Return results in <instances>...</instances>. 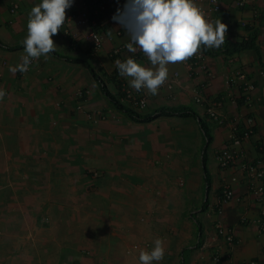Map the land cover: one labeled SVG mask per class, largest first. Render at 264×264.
Instances as JSON below:
<instances>
[{
	"label": "crops",
	"instance_id": "1",
	"mask_svg": "<svg viewBox=\"0 0 264 264\" xmlns=\"http://www.w3.org/2000/svg\"><path fill=\"white\" fill-rule=\"evenodd\" d=\"M40 2L0 0V41L5 47H24L28 13ZM124 2L115 0L99 19L103 43L93 56L86 41L91 23L79 22L82 0L65 10V25L52 37L55 52L34 58L28 73L9 70L22 62L24 48L0 46V90L5 92L0 100V179L7 173L13 190L46 192L39 195L41 206L52 208L50 227L44 223L39 238L32 230L33 241L40 240L42 253L50 258L57 246L58 253L69 256L64 264H138L139 252L150 250L156 239L165 249L164 259L156 264H264V234L258 224L263 200L257 193L264 176L258 179L254 172H264V30L259 17L264 0H249L245 9L237 8L235 0H221L220 12L211 11L209 0H194L208 21L227 24V40L242 42L255 35L256 47L234 54L222 49L202 60L190 57L169 64L157 94L145 89L147 106L139 113L150 116L160 108L180 107L195 115L161 116L144 123L115 109L102 90L106 86L115 94L118 83L134 90L126 78L114 76L117 60L132 57L151 66L143 52L127 49L128 35L112 20ZM15 4L18 9L13 11ZM244 22L249 26H242ZM68 29L70 36L65 34ZM66 58L85 60L100 80L86 64ZM240 75L244 81L238 80ZM247 84L254 86L250 101L245 99ZM197 97H223L218 113L224 124L209 119ZM99 113L93 121L89 118ZM201 119L212 134L206 152ZM248 129L252 134L240 144L231 142L234 132ZM51 134L52 140L78 145L63 155L62 166L69 167L70 159L78 165L53 182L32 180L28 160L33 143H43ZM230 144L236 158L225 169L217 157ZM6 159L9 164L2 169L1 160ZM19 166L25 167V177L11 183ZM228 190L233 197L222 202ZM218 225L233 234V247L219 235Z\"/></svg>",
	"mask_w": 264,
	"mask_h": 264
},
{
	"label": "clouds",
	"instance_id": "2",
	"mask_svg": "<svg viewBox=\"0 0 264 264\" xmlns=\"http://www.w3.org/2000/svg\"><path fill=\"white\" fill-rule=\"evenodd\" d=\"M73 3L74 0H41L32 7L23 39L25 55L20 64L10 66L11 72H25L32 59L55 52L57 45L52 37L61 30L66 20L65 10ZM112 20L128 35L127 49L132 53L140 50L151 65L143 66L132 57L117 60L119 75L136 91L146 89L152 95L165 83L169 64L204 52L199 50L201 46L219 48L225 42L228 27L221 20L208 21L194 0H125ZM4 96L5 92L0 90V100ZM121 102L124 104L123 99ZM127 107L131 108L128 104ZM164 256L163 242L156 239L150 250L139 252L138 264H156Z\"/></svg>",
	"mask_w": 264,
	"mask_h": 264
},
{
	"label": "rangeland",
	"instance_id": "3",
	"mask_svg": "<svg viewBox=\"0 0 264 264\" xmlns=\"http://www.w3.org/2000/svg\"><path fill=\"white\" fill-rule=\"evenodd\" d=\"M51 136L53 135L46 136L43 143H33L32 158L28 160L31 169L34 170L30 176L32 180L42 178L53 182L58 175L61 176L60 173L78 165V160L70 159L69 167L62 166V162L66 161L63 155H68L67 152L72 154L78 149V145L75 142L68 143L65 139L62 142L52 140ZM83 149L84 146L81 144V150ZM4 163L8 165L9 161L1 160L2 169ZM23 168L25 167H17L18 174L14 173L11 176L13 178L11 183H18L17 180L20 177H25ZM40 169H44L42 174ZM0 187V264H60V262L64 264V261L68 262L66 257L69 256L58 253L57 246L54 255L50 258L42 253L40 240L33 241L35 233L38 235L37 238L41 236L40 229L45 227V224H48V227L51 225L48 210L52 208L41 206L39 200L40 193L46 194V192H37V189L33 192L13 190L7 173L1 174ZM32 230L35 233H31Z\"/></svg>",
	"mask_w": 264,
	"mask_h": 264
},
{
	"label": "built area",
	"instance_id": "4",
	"mask_svg": "<svg viewBox=\"0 0 264 264\" xmlns=\"http://www.w3.org/2000/svg\"><path fill=\"white\" fill-rule=\"evenodd\" d=\"M114 1L115 0H82V10L80 13L79 22H80V24H90L91 23L90 25L92 26L93 30L86 37V41L89 44H91V49H90L91 56L96 54L102 48L103 35L101 33H99L98 30L96 31L98 21L101 18L102 14L107 10V8L111 7L114 4ZM209 3H210V9L212 12H220L222 10L221 0H209ZM248 4H249V0H235V5L239 9L247 8ZM16 9H18L17 4L14 5L13 11H16ZM263 12H264V10H263ZM263 16H264V13H263ZM259 17H261V14L259 15ZM90 19H92V21ZM249 24H250L249 22H244L242 24V26L248 27ZM64 25H65V22L61 27H63ZM262 29L264 30V18L262 19ZM65 34L70 36L69 35V29L65 30ZM229 35H230L229 32H226L225 40H227ZM261 44L264 46V38L262 39ZM208 49L212 50L215 48H208ZM191 57H194L196 60H202L205 57V53L202 51H198L196 54H194ZM34 62H35L34 59H32V62L29 64L27 71H25L23 73H28L32 69ZM244 78H245L244 75H240L238 80L241 79L242 81H244ZM229 83L230 82H228V84ZM101 84L104 85V81H102V79H101ZM253 90H254V86L251 84H247V86L245 88V93H246L245 99H246V101L251 100L250 93ZM108 91L110 92V90H108ZM123 92L126 93V97H127V98H125L127 100V102L126 101L125 102L133 110L140 112L142 109H144L147 106V96L145 94V89H141L140 91H136L135 89L134 90H131V89L128 90V89L123 88ZM113 95L118 96L119 91ZM223 100H224V98L222 97L219 100H215V101H205L203 98L197 97L195 101L197 104L205 105V112H206V115L209 117V119H211L212 121H214L215 123H217L219 125H222V124H224L225 119L223 116H221L218 113V109L223 106V104H224ZM100 115H102V114L99 113V114L91 115V116H89V118L91 119L92 116L99 117ZM252 122H253L252 119L248 120V125L251 126ZM235 130H236V128H235ZM251 134H252L251 129L246 130L243 137L238 136L236 134V132H234L231 142L233 144H240V142L244 138L249 137ZM235 158H236V153L233 151L231 144L229 146H226L223 150H221L218 153V157H217L219 165L225 169L232 166V164L235 162ZM253 169H255V168H252L251 170H253ZM254 172L256 173L258 179H261L264 176L263 171L255 170ZM263 191H264V186L261 185L257 189V193H258L259 197L263 200L261 214H260L258 224H259L260 231L264 234V194H263ZM232 197H233V192L228 190L225 192V195L223 198L224 200L222 199L223 201L222 200L221 201L226 202V201L232 199ZM220 212H221V210H220ZM218 233H219V235H224L226 237V241L230 247L234 246L235 240H234L233 234H231L229 231L224 230L222 225H218ZM215 259H216V261H218L219 260L218 256H216Z\"/></svg>",
	"mask_w": 264,
	"mask_h": 264
},
{
	"label": "trees",
	"instance_id": "5",
	"mask_svg": "<svg viewBox=\"0 0 264 264\" xmlns=\"http://www.w3.org/2000/svg\"><path fill=\"white\" fill-rule=\"evenodd\" d=\"M263 11L261 14V20L264 18L263 16ZM97 31V29H96ZM256 36L253 35L251 36L250 40H243L242 42H234V41H230V40H225V42L219 47V48H215L214 50H209L208 48H205L203 46H201V49L208 55H216L217 53H219L218 51L220 50H224V52L226 54H234V53H239L242 52L244 50H248V49H255V38ZM0 46L10 49V50H15V49H23L22 48H11V47H5L1 41H0ZM57 56H59L58 54H56ZM91 55V53H90ZM61 57V56H60ZM68 61H72V62H77V63H83L86 64L87 67L90 70V73L98 80H100L98 74L93 70V68L91 67V65L86 62L85 60L82 59H71V58H66ZM116 73V72H115ZM117 74H119L118 72L114 75L116 76ZM115 79V78H114ZM119 95L115 96L113 94H111L109 91H107L106 86L102 87V90L104 92V94L107 96V98L111 101L112 105L114 106L115 109H117L119 112H122L124 114H126V116L130 119H132L133 121L139 122V123H144V122H149L152 121L158 117L161 116H184V115H195L194 113H192L191 111L187 110L186 108H174V109H169V108H160L159 110L156 111V113L154 115H150V116H143L141 115L139 112H136L135 110H133L132 108L127 107V105H124L121 101L123 99V97H126V93L123 92V87L121 84H119ZM199 125L200 128L202 130V132L204 133L205 139H206V147L204 148V151L206 152L209 145L212 142V134H211V130L209 127V124L205 121V120H199ZM238 132L236 133L238 136L243 137L245 132L243 133L240 130H237ZM203 161H204V173H205V179H206V184L208 185V190L210 188L211 185V177L209 175V170L207 167V159L206 156L203 157ZM199 224V222H198Z\"/></svg>",
	"mask_w": 264,
	"mask_h": 264
}]
</instances>
